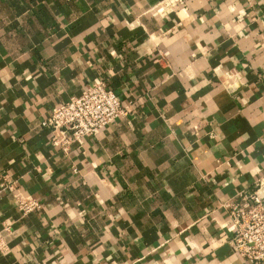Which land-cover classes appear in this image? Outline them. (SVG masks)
Wrapping results in <instances>:
<instances>
[{
	"label": "crops",
	"instance_id": "1",
	"mask_svg": "<svg viewBox=\"0 0 264 264\" xmlns=\"http://www.w3.org/2000/svg\"><path fill=\"white\" fill-rule=\"evenodd\" d=\"M96 81L130 111L65 151L41 122ZM254 190L264 0H0V264H248Z\"/></svg>",
	"mask_w": 264,
	"mask_h": 264
},
{
	"label": "built area",
	"instance_id": "2",
	"mask_svg": "<svg viewBox=\"0 0 264 264\" xmlns=\"http://www.w3.org/2000/svg\"><path fill=\"white\" fill-rule=\"evenodd\" d=\"M129 111L130 106L122 103L114 90L96 81L56 105L41 123L49 127L50 141L66 151L73 142H82ZM238 196L226 204L233 233L230 244L242 263L259 264L264 262V199L256 190L241 191ZM15 198L24 213L39 206L32 197L18 193Z\"/></svg>",
	"mask_w": 264,
	"mask_h": 264
}]
</instances>
